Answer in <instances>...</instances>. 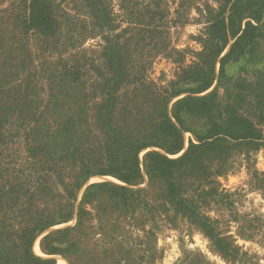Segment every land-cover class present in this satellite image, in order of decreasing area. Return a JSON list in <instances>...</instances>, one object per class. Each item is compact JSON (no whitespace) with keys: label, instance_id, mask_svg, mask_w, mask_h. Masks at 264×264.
Wrapping results in <instances>:
<instances>
[{"label":"trees","instance_id":"1","mask_svg":"<svg viewBox=\"0 0 264 264\" xmlns=\"http://www.w3.org/2000/svg\"><path fill=\"white\" fill-rule=\"evenodd\" d=\"M65 1L75 14L62 8ZM127 3L129 25L121 30L108 0H24L11 27L0 21V264H57L56 255L76 264L93 219L118 254L124 247L121 233H111L115 221H156L170 212L224 257L246 260L204 207L218 192L217 177L233 172L238 156L264 151V0L207 3L201 49L166 84L146 77L135 52L141 42H164L156 35L163 34L167 3ZM191 3L178 1L175 22L186 20ZM94 35L103 39L102 52L86 60L79 49ZM68 49L78 52L62 56ZM242 61L252 67L230 75L227 67ZM185 132L193 138L176 156ZM21 141L22 169L13 170L4 162L13 157L6 149ZM94 176L121 183H90L79 198ZM73 220L41 238L45 256L34 251L43 233ZM192 255L188 264H212L198 251ZM83 258L82 264L101 263Z\"/></svg>","mask_w":264,"mask_h":264},{"label":"rangeland","instance_id":"2","mask_svg":"<svg viewBox=\"0 0 264 264\" xmlns=\"http://www.w3.org/2000/svg\"><path fill=\"white\" fill-rule=\"evenodd\" d=\"M24 0H0V21L13 24L14 19L11 16L22 15V2ZM116 14V20L120 24L119 30L129 25L130 11L128 0H108ZM142 1V0H139ZM149 2L150 0H144ZM169 13L167 14L161 30L163 34L156 35V39L164 41L158 47H154L151 40L140 44L135 52L137 67L143 68L146 77L158 84H166L169 80L176 77L182 66L189 65L195 59L194 51L201 49L198 36L203 34L205 28L204 6L212 4L217 5V0H191L192 3L186 11L183 22H175L177 19L174 10L179 0H163ZM62 8L75 14L73 5L70 1H65ZM9 17V19H7ZM118 30V31H119ZM22 35V34H21ZM34 39L32 38V41ZM31 44L32 53L37 52V47ZM103 39L101 36L87 37L79 49L85 52L86 60L99 59L102 52ZM264 51V49H263ZM78 52L75 49L63 50L62 56L69 58ZM40 54L43 56L45 54ZM57 57V54H55ZM264 57V56H263ZM264 68V60L259 65ZM242 67L251 68L246 61L237 64H230L227 71L230 75L240 73ZM215 86V85H214ZM213 89V88H212ZM193 126H199L198 122H191ZM185 148L176 155H181L188 146L192 134L185 132ZM140 156L143 158L145 152ZM22 141L11 144L6 149L4 162L7 167L13 170L22 169V154H24ZM257 171V173L255 172ZM110 180L121 183L118 179L109 176H94L89 179L82 188L79 198L87 185L96 181ZM148 180L141 186H146ZM215 186L218 189L217 194L210 196V204L204 207V211L219 219L221 229L229 235H232L241 249L247 252L244 262L235 261L224 257L215 249L210 239L199 229L192 225L186 218L176 215L173 212L158 215L156 221H145L142 216L136 220L120 219L116 228L111 230L112 234L121 233L117 238L123 244L124 249L121 253L113 254L111 250L110 239L104 240L102 230L99 228L97 220L90 223V235L84 239L85 243L81 247L88 246L83 250L82 258L76 264H82L84 256L90 254L92 259H100V264H188L186 258L198 251L212 264H264V151L252 153L249 157L238 156L236 167L233 172L224 176L217 177ZM114 220V219H113ZM112 220V221H113ZM144 221V222H143ZM75 220L62 225L55 226L43 233L34 244V251L45 256L41 250V238L48 232L64 227L74 225ZM146 223V224H145ZM146 227V228H144ZM153 228V234L148 236V231ZM242 235H250L242 236ZM39 247V253L36 250ZM110 248V249H107ZM154 248V249H153ZM90 249V250H89ZM107 250V251H106ZM85 254V255H84ZM115 255L118 257L132 258L125 263H117ZM57 264L62 260L70 264L69 260L61 255H56ZM199 262V261H197Z\"/></svg>","mask_w":264,"mask_h":264},{"label":"bare ground","instance_id":"3","mask_svg":"<svg viewBox=\"0 0 264 264\" xmlns=\"http://www.w3.org/2000/svg\"><path fill=\"white\" fill-rule=\"evenodd\" d=\"M36 250L39 253L40 249H39V247L37 245H36ZM61 264H66V261L65 260H62Z\"/></svg>","mask_w":264,"mask_h":264}]
</instances>
